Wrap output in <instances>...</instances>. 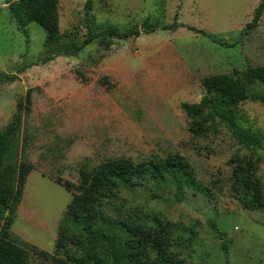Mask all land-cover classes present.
Returning a JSON list of instances; mask_svg holds the SVG:
<instances>
[{
	"label": "rangeland",
	"instance_id": "obj_1",
	"mask_svg": "<svg viewBox=\"0 0 264 264\" xmlns=\"http://www.w3.org/2000/svg\"><path fill=\"white\" fill-rule=\"evenodd\" d=\"M17 1L0 0V8ZM258 1L93 0L86 20L85 0H58L61 33L76 31L81 37L88 29L134 28L139 34L96 38L74 56L46 62L44 29L29 22L26 42L8 10L0 9V71L16 73L27 66L18 80L0 85V128L17 98L32 89L23 153L35 168L27 176L11 230L52 254L59 221L71 199L52 178L76 184L83 164L177 152L212 195L185 188L176 196L174 189L165 187L161 199H149L144 190L135 195L136 201L193 228L185 264H264V212L241 207L230 180L235 158L251 157L264 186V107L251 100L238 105V125L262 134L261 147L240 143L217 119L192 136L190 118L181 109L182 103L198 102L205 95L203 77L264 64V12L258 26L246 28ZM175 14L178 22L208 36L185 26L145 30L172 23ZM28 251L29 264H54Z\"/></svg>",
	"mask_w": 264,
	"mask_h": 264
},
{
	"label": "trees",
	"instance_id": "obj_2",
	"mask_svg": "<svg viewBox=\"0 0 264 264\" xmlns=\"http://www.w3.org/2000/svg\"><path fill=\"white\" fill-rule=\"evenodd\" d=\"M92 5L93 0H85L86 20ZM7 9L26 42L29 22L44 29L47 56L42 62L56 56H74L96 38L125 39L139 34L134 28L88 29L81 37L76 31L61 33L58 0H18L7 2ZM263 12L264 0H259L246 28L258 26ZM179 26L208 36L202 29L178 22L177 14L172 23L148 26L145 30H175ZM25 67L21 66L16 73L0 71V85L18 80ZM76 76L85 81L79 71ZM201 85L205 95L198 102L181 104L190 118L192 136L204 132L207 121L217 119L240 143L261 147L262 134L240 127L237 120L238 105L246 100L258 101L264 107V64L210 74L202 78ZM31 92L29 88L17 98L9 120L0 128V264H29L28 249L54 264H185V250L195 234L193 228L182 227L158 211L148 209L135 196L138 191L148 190V198L158 200L163 197L165 187L174 189L176 196L185 188L204 196L212 195V190L196 177L187 158L177 152L165 156L152 154L138 161L121 156L91 167L83 164L78 169L76 184L60 177L52 178L71 194L57 227L52 254L11 230L27 176L35 168L23 153L26 143L23 124L31 111ZM256 169L255 159L236 157L230 174L231 189L241 207L264 212V186Z\"/></svg>",
	"mask_w": 264,
	"mask_h": 264
},
{
	"label": "crops",
	"instance_id": "obj_3",
	"mask_svg": "<svg viewBox=\"0 0 264 264\" xmlns=\"http://www.w3.org/2000/svg\"><path fill=\"white\" fill-rule=\"evenodd\" d=\"M3 8H6L7 9V6H2V8H0V9H3ZM8 10V9H7Z\"/></svg>",
	"mask_w": 264,
	"mask_h": 264
}]
</instances>
